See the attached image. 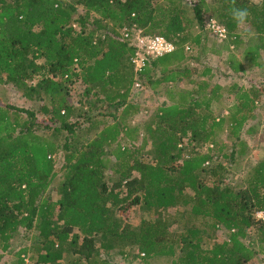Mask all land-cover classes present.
I'll return each instance as SVG.
<instances>
[{"label":"trees","instance_id":"1","mask_svg":"<svg viewBox=\"0 0 264 264\" xmlns=\"http://www.w3.org/2000/svg\"><path fill=\"white\" fill-rule=\"evenodd\" d=\"M186 1L0 0V85L41 101L47 116L0 105V260L16 234L33 230L31 244L0 264H27L28 253L37 264H113L105 255L114 252L146 264H247L264 252V158L237 183L225 175L248 154L242 134L253 132L264 88L233 83V104L216 113L225 88L210 83L202 30L207 6L226 28L228 69L258 66L264 0H195L192 16ZM233 8L249 13L254 42L245 48ZM132 24L176 47L137 76L119 34ZM229 45L243 48L241 58ZM135 81L165 99L133 123L144 110L130 101ZM75 82L84 86L77 105ZM134 207L132 226L121 212Z\"/></svg>","mask_w":264,"mask_h":264},{"label":"rangeland","instance_id":"2","mask_svg":"<svg viewBox=\"0 0 264 264\" xmlns=\"http://www.w3.org/2000/svg\"><path fill=\"white\" fill-rule=\"evenodd\" d=\"M191 1L195 0H187L185 5L188 7L189 15L192 14L191 9ZM256 1V0H254ZM207 3H210V0H207ZM207 6L202 7L203 11V23L205 25L207 17L210 16L209 12H206ZM204 32L205 26H203L202 29ZM241 39L243 42V48L251 45L254 42V39H251L252 32L249 31V26L247 24L241 25ZM207 36V35H206ZM209 36V37H208ZM207 36V49L209 50L207 53V63L211 65L212 67V74L213 77L210 79L212 84H218L223 86L225 90H223L222 99L219 103L215 105L213 108L214 111L216 109V113L221 112L226 114L227 107L231 106L233 104V94L226 89L230 87L233 83H238L240 86L244 88L249 87H256V88H264V52L262 55V58H260L259 65L258 66H251L246 68L242 72H237L233 74L228 69V57H229V51L226 48V44L228 42H222L221 44H218L214 42V38L210 36L208 33ZM224 43V44H223ZM243 48L237 47L236 50H233L232 46L229 45V49L233 50L238 57L241 58L240 53L243 51ZM214 49H219V52L216 53ZM196 51V50H194ZM195 55V54H193ZM65 85L68 86V83ZM178 86H183V84L178 83ZM186 86V85H185ZM84 89V86L80 82H75L72 88L70 87L69 90V101L75 105H77L78 100L81 98V93ZM163 90L161 88L157 90L144 89L143 85L142 88L134 89L130 92V101L133 103L140 104L144 110L135 118H132V122H136L139 120L146 119L149 114L154 111L156 107L161 106L162 102L164 101V94ZM11 104L17 107H24L26 109L33 110L36 113L37 118L43 119L46 116V114H43L41 111L42 102L39 100L35 101H29L24 99V97L21 95V93L14 88L11 85H0V105L1 104ZM225 105L227 106L226 108ZM257 107L254 111V117L249 121L248 127L250 126L253 129V132L250 134L244 133L242 134V139L246 141L249 147L248 154L243 158L241 163L236 164H226L228 166V171H225V175L227 176L228 182L237 183L239 182L242 177H244L246 170L249 168L250 164L255 163L259 158H264V104L260 102V100L257 102ZM141 137V136H139ZM87 138H85L86 140ZM62 156L61 154L60 158H58V163H56V167H60L62 163ZM222 159V156L220 157ZM220 159V160H221ZM228 162L227 160H223V163L225 164ZM110 173V172H109ZM61 173H59L55 179H59ZM47 195L50 199L56 198V182L54 181L52 186L47 192ZM182 208H179L178 210H171L172 214H176L180 212ZM122 216L132 225L135 226L139 223L141 219V213L139 210L134 208H128L127 210L121 212ZM179 214V213H178ZM256 216L258 218H263L264 214L262 211H259L256 213ZM198 222H202L199 220ZM33 231V230H32ZM32 231H28L27 233L22 234L20 232L19 234H16L14 238L11 240V245H13L12 252L10 251L7 255L2 257L0 262H10L14 259V253L16 250L20 249L21 247L25 245L31 244V234ZM220 238V237H219ZM31 253H28L26 256L28 259H26L27 264H37L35 260L31 259ZM105 257L108 260H111L113 264H146L139 258H135L133 256L128 255L127 257L121 256L114 252L113 254L105 255ZM67 259H70V256L67 255ZM148 264H166L164 262V259L162 260H153L150 261ZM247 264H264V252H261L258 257L252 258Z\"/></svg>","mask_w":264,"mask_h":264},{"label":"built area","instance_id":"3","mask_svg":"<svg viewBox=\"0 0 264 264\" xmlns=\"http://www.w3.org/2000/svg\"><path fill=\"white\" fill-rule=\"evenodd\" d=\"M215 21V23H213ZM205 29L218 42H223L227 38L225 26L216 18L209 16L205 22ZM120 37L133 49L130 56L133 70L136 74L142 72L147 66L150 58L161 57L170 54L175 50V44L167 40L162 35L145 33L142 27L136 24L126 25L119 30ZM189 48L186 46V50ZM142 88L141 81H135L132 90ZM131 90V91H132Z\"/></svg>","mask_w":264,"mask_h":264},{"label":"clouds","instance_id":"4","mask_svg":"<svg viewBox=\"0 0 264 264\" xmlns=\"http://www.w3.org/2000/svg\"><path fill=\"white\" fill-rule=\"evenodd\" d=\"M248 16H249V13H248L247 9L233 8L231 10V17L237 25L245 24L247 22ZM213 23H215V21H213Z\"/></svg>","mask_w":264,"mask_h":264}]
</instances>
